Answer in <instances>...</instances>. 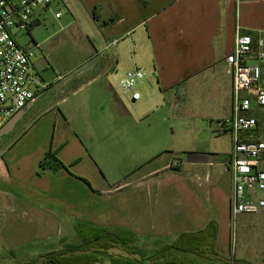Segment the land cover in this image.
Listing matches in <instances>:
<instances>
[{"label":"crops","instance_id":"1","mask_svg":"<svg viewBox=\"0 0 264 264\" xmlns=\"http://www.w3.org/2000/svg\"><path fill=\"white\" fill-rule=\"evenodd\" d=\"M71 1L77 3V0ZM62 2L72 13L66 0ZM81 2L79 5L88 12V18L101 27L102 37L110 44L117 41L114 53L117 61H125V51L132 49L129 69L145 66L153 71V79L165 100L174 101L171 107L177 106L180 95L199 90L209 102L220 97L225 101L227 111L219 119L231 115L233 82L226 58L234 51L238 30L254 38L264 32V0ZM30 37L32 44H37ZM91 45L86 62L99 55L97 64L101 63L102 54L94 42L91 41ZM105 60L101 68L103 74L112 69L106 65L108 58ZM66 75L59 74L49 83L42 77L47 87L36 93L17 123L28 124L18 129L21 130L19 135L22 134L19 140L7 145L0 136V248L11 261L43 264L41 255L81 246L83 241L88 242L89 236L96 235L92 230H100L125 237L130 241L128 247L138 251L130 253L127 247L117 246L95 264H140L141 261L155 264L153 259L147 258L172 244L180 235L199 232L211 221L222 228L228 219L232 220L230 163L233 148L220 155L194 147L188 154L205 155L208 160L196 164L187 162L188 154L183 160L175 154L164 153L140 164L126 180L110 181L99 168V151L84 152L81 141L72 145L56 143L55 135L53 141H49L51 128L36 127L37 133L33 136L31 125L35 121L32 123V118L37 112L33 114L32 110L36 101L40 95L54 90L60 94L62 87L50 89ZM105 88L119 108L116 113L126 114L127 108L112 84L108 82ZM128 98L131 103H137L142 95L137 101ZM55 107L49 106L44 111L49 114ZM254 115L259 126L249 138L262 139L260 121L264 114L256 111ZM137 116L143 117L140 113ZM230 135L234 147L233 135ZM49 151H56L64 165L71 168L40 173L39 164ZM83 159L88 162V168L82 167ZM255 215L264 216V213ZM230 236L232 242L235 237L236 244L235 231L230 230ZM217 245L218 238L215 252L227 259L219 254ZM231 257V264H264V257L257 260L242 252Z\"/></svg>","mask_w":264,"mask_h":264},{"label":"rangeland","instance_id":"2","mask_svg":"<svg viewBox=\"0 0 264 264\" xmlns=\"http://www.w3.org/2000/svg\"><path fill=\"white\" fill-rule=\"evenodd\" d=\"M66 2L72 13L62 0H56L52 10L45 13L41 24L31 29L32 38L40 45L35 51L34 62L40 71L41 79L43 77L44 81L49 83L57 75L69 74L83 65L88 57V51L92 50L91 41L95 43L104 60L59 89L60 94L54 90L52 93L39 96L32 110L33 114L37 112L32 118V123L34 121L36 123L34 127V124L31 125L33 136L37 133L36 127L51 128L49 141H53L55 135L56 143L60 141L65 145H72L81 141L80 145L84 152L94 154L99 151V168L103 176L110 181L126 180L140 164L164 153L175 154L185 160L186 155L194 147L220 155L232 151V136L219 135L216 130L217 119L225 116L227 111L222 97L209 102L199 90H196L186 96L180 95L177 106L171 107L174 101L165 100L164 93L153 79V71L144 66L148 76L143 81L145 85L139 84L137 87L142 100L131 103L119 85L126 73L133 69H129L133 50L127 49L126 60L118 62L117 56L114 55L116 46L102 37L101 27L93 19L88 18V12L80 6L81 0H77L76 4L71 0ZM57 10L62 12V18L59 20L54 17ZM19 42L22 45L32 43L29 35H21ZM107 44L109 46L105 48ZM106 58H108L106 65H110L112 69L106 70L103 74L101 68ZM108 82L125 104L126 114L116 113L119 108L111 99L108 89L106 92L105 85L107 87ZM49 106L56 107L48 114L44 110ZM137 113L143 117L139 118ZM261 117L260 132L261 136H264V115ZM22 125L26 127L28 124L20 122L12 134L2 136L7 145L19 140L22 134L19 135L18 132L21 130L18 129H22ZM57 158L61 161L59 157ZM69 167L71 168V165L61 169ZM82 167L88 168V162L84 159ZM40 170V173L48 171L41 168ZM218 227L216 249L221 256L231 260L232 255L242 252L257 260L264 257V216L243 215L235 220L228 219L225 226L221 228L218 224ZM230 230L236 233L235 247ZM0 264L18 263L11 261L5 250L0 248ZM140 264L150 263L141 261Z\"/></svg>","mask_w":264,"mask_h":264},{"label":"built area","instance_id":"3","mask_svg":"<svg viewBox=\"0 0 264 264\" xmlns=\"http://www.w3.org/2000/svg\"><path fill=\"white\" fill-rule=\"evenodd\" d=\"M55 1L0 0V126L47 87L34 62L39 45H22L19 38L31 36V29L41 24ZM54 17L60 19L62 12L55 11ZM226 63L233 82L232 112L216 125L218 134L233 135L230 209L235 220L240 215L264 213V138H249L259 126L254 112L264 114V32L254 38L238 30ZM147 76L144 67L136 66L126 73L119 88L133 101L140 100L137 87Z\"/></svg>","mask_w":264,"mask_h":264},{"label":"trees","instance_id":"4","mask_svg":"<svg viewBox=\"0 0 264 264\" xmlns=\"http://www.w3.org/2000/svg\"><path fill=\"white\" fill-rule=\"evenodd\" d=\"M96 20H99L97 16ZM39 167L42 170L57 171L65 166L55 152L49 151ZM92 231L96 235L89 236L88 242L83 241L81 246L41 255L43 264H95L109 249L117 246L127 247L130 253L138 251L128 247L130 241L125 237L106 231ZM218 232L217 222L211 221L199 232L180 235L172 244L156 251L154 256L147 259H153L155 264H231L215 252Z\"/></svg>","mask_w":264,"mask_h":264},{"label":"water","instance_id":"5","mask_svg":"<svg viewBox=\"0 0 264 264\" xmlns=\"http://www.w3.org/2000/svg\"><path fill=\"white\" fill-rule=\"evenodd\" d=\"M99 59H100L99 55H97L96 57H93L92 59H90L89 61H87L83 65H81L79 68H77L76 70H74L70 74L66 75L61 80H59L50 89V91L53 89H59V88L63 87L68 82L72 81L73 79H75L78 76L82 75L83 73L87 72L88 70H90L91 68H93L97 64ZM28 105L26 107H24L23 109H21L20 111H18L12 118H10L4 125H2L0 127V136L9 134L15 128L17 123L23 118ZM207 161H208L207 156H205V155H199V154H193V153H190L187 155V162L191 163V164L207 163Z\"/></svg>","mask_w":264,"mask_h":264}]
</instances>
